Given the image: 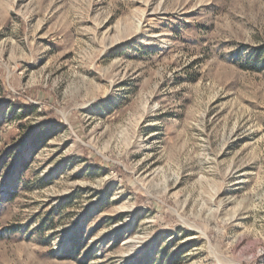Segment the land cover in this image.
Masks as SVG:
<instances>
[{
  "label": "rangeland",
  "instance_id": "1",
  "mask_svg": "<svg viewBox=\"0 0 264 264\" xmlns=\"http://www.w3.org/2000/svg\"><path fill=\"white\" fill-rule=\"evenodd\" d=\"M0 264H264V0H0Z\"/></svg>",
  "mask_w": 264,
  "mask_h": 264
}]
</instances>
